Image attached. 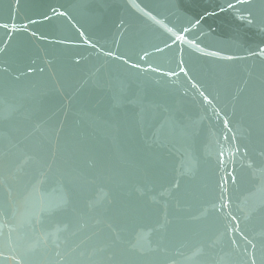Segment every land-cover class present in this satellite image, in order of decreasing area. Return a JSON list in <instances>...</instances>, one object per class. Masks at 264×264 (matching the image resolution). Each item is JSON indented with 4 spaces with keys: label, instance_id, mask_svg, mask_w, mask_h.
I'll return each instance as SVG.
<instances>
[{
    "label": "water",
    "instance_id": "1",
    "mask_svg": "<svg viewBox=\"0 0 264 264\" xmlns=\"http://www.w3.org/2000/svg\"><path fill=\"white\" fill-rule=\"evenodd\" d=\"M3 24L0 264H264V0H0Z\"/></svg>",
    "mask_w": 264,
    "mask_h": 264
},
{
    "label": "snow or ice",
    "instance_id": "2",
    "mask_svg": "<svg viewBox=\"0 0 264 264\" xmlns=\"http://www.w3.org/2000/svg\"><path fill=\"white\" fill-rule=\"evenodd\" d=\"M19 2V0H17V3ZM238 2L239 3H248L249 2V0H238ZM234 5L233 4H231V3H229L228 4V7L229 8H232ZM209 15H213L214 13H208ZM46 19H48V17H45ZM34 22V21H33ZM197 23H199V20H197ZM248 23H252V20L250 19L249 21H248ZM0 27H3L4 29H8V25L7 24H3V25H0ZM169 31H171V29H169ZM177 39H180V37H177ZM4 51V49L3 48H0V52H3ZM109 55H111V53H109ZM209 55H213V56H215V55H217V53L216 52H212V53H209ZM226 59H233V57H231V56H229V57H225ZM31 69H29V71H30ZM3 71H7V68H3ZM180 71L181 72H184L185 71V69L183 68V67H181L180 68ZM201 95H203V93H201ZM208 98L207 97H205V100H207ZM210 102V101H209ZM235 180V177H233V181ZM221 199H223V197H221ZM224 207H227V205L225 204V205H223ZM213 207H215V205L213 206ZM233 243H235V241H233ZM248 244L254 249L255 247H256V245L255 244H253L252 243V241L251 240H249L248 241ZM6 259V258H5ZM21 259L23 260V259H26V257H24V256H21ZM251 264H256V261H255V258H253L252 260H251Z\"/></svg>",
    "mask_w": 264,
    "mask_h": 264
}]
</instances>
